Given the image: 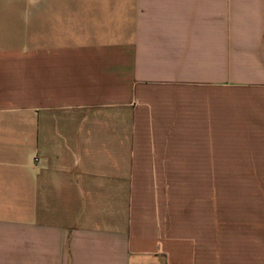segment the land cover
Listing matches in <instances>:
<instances>
[{"label":"crops","instance_id":"crops-1","mask_svg":"<svg viewBox=\"0 0 264 264\" xmlns=\"http://www.w3.org/2000/svg\"><path fill=\"white\" fill-rule=\"evenodd\" d=\"M29 10L0 23V264H264V213L163 192L264 175V0Z\"/></svg>","mask_w":264,"mask_h":264},{"label":"rangeland","instance_id":"rangeland-1","mask_svg":"<svg viewBox=\"0 0 264 264\" xmlns=\"http://www.w3.org/2000/svg\"><path fill=\"white\" fill-rule=\"evenodd\" d=\"M71 0H0V23H16V33L23 32V22L31 7L70 4ZM1 25L0 27H2ZM175 175V189H165L164 197L175 198V212L192 214L248 215L264 213V175ZM184 198L183 202L178 201Z\"/></svg>","mask_w":264,"mask_h":264}]
</instances>
